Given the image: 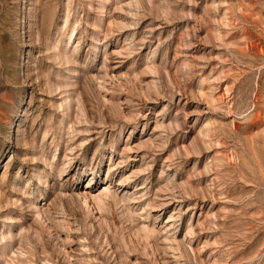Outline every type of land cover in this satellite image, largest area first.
<instances>
[{
    "label": "rangeland",
    "instance_id": "obj_1",
    "mask_svg": "<svg viewBox=\"0 0 264 264\" xmlns=\"http://www.w3.org/2000/svg\"><path fill=\"white\" fill-rule=\"evenodd\" d=\"M0 264H264V0H0Z\"/></svg>",
    "mask_w": 264,
    "mask_h": 264
}]
</instances>
